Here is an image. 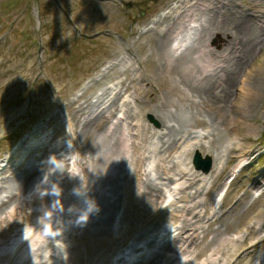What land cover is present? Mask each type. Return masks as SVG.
<instances>
[{
    "label": "rangeland",
    "instance_id": "obj_1",
    "mask_svg": "<svg viewBox=\"0 0 264 264\" xmlns=\"http://www.w3.org/2000/svg\"><path fill=\"white\" fill-rule=\"evenodd\" d=\"M59 1L67 8L74 18L78 28L81 29L83 33L90 34L103 29L111 33L110 37L103 38L101 36L94 40H90L89 38L84 39L78 36L75 37L57 12L54 0H0V34L4 33L6 35L0 44V108L3 109L0 111V129L7 127V131L4 133L1 134L0 131L2 137H0V160L3 159L18 137L29 135L31 133L30 131L35 128L42 119L47 118L49 113L54 111L55 101L67 104L71 98H75V95L81 89L79 85H82L84 79L87 80L93 73L99 70V67L103 65L105 61L114 59L117 55H120V53H122L121 57H123L124 54L128 59L129 57H132L133 59L143 58V64H140L141 66L139 69L136 68L137 74L138 72H144L146 77L152 79L156 95L158 91L162 98V101L160 102L163 103V106L167 111L175 113V105L177 104L178 99H180V104L188 108V110L182 113L184 117H188L192 111H195V109H199V112H201L199 116L196 115L197 120L192 122L191 127L195 126L198 120H202V122L195 128L213 127L214 124H211V122L215 123V126L219 125L218 122L222 117L218 116L208 108L202 110L201 104H199V106L195 105L194 99H196V97L194 94H192L194 95V98H192L191 101V99H188V97L186 98L181 95L179 91L173 89L168 83L170 76L166 70H164L165 72H158L156 78L152 77L154 72V62L150 52V44L156 37L151 36L152 39L148 42L150 34L138 37V26L134 27L135 25H144L148 22L150 17L154 16L162 9H168L171 2L178 0H170L169 4H165V2L169 0H111L110 2H98L93 0ZM234 1L244 3L246 6L245 9L251 13H256V10H254L250 4L252 0ZM127 3H132L131 8L126 7ZM38 20L41 22L40 27L37 23ZM157 29L160 31L159 28ZM36 32H39L45 41V48L42 52L41 67L35 65L34 55H32L33 41ZM220 40L221 36L218 34L214 35L210 42L211 46L217 51H220L223 48ZM165 50L167 58H170L169 53L172 54L170 48L168 49L166 46ZM186 54L187 52L185 54H177L175 58H179L182 55L185 56ZM188 55H190V53H188ZM196 55L193 54L192 57H195ZM178 62H173V64H177ZM110 72L112 73V76L106 81H109L114 77L125 80L126 77L130 78L131 76L128 73L126 76L118 74V67H113ZM134 73H136V71ZM145 76L143 77L145 78ZM254 83V81L247 83L250 88V93L247 97L242 99V106H240L244 109L248 108V105L251 104L253 111L250 113L248 112V115L244 117L243 121L244 132L248 134L250 138L249 145L255 149L260 142L264 144V116L262 115V112L264 111V86L261 85L259 88L260 93L257 94L256 89L258 88H255L256 86ZM108 85L107 82H104L103 84L92 83L90 90L85 94L86 100L83 102L84 108L80 114L84 112H87V114L90 113L91 100H93L99 92H108V90H106ZM238 86L239 83L233 89V96L231 98H226L225 102L228 103L233 100L234 97L239 98L242 96V92L238 89ZM251 94L254 95L253 98L251 97ZM257 95L260 96V98L257 99ZM152 97L153 96L149 94L146 96L144 108L151 107L155 104V101L150 102ZM238 98L236 99V102ZM219 106L222 108L224 105L220 104ZM75 107L76 106H74L72 110H74ZM226 112L227 108H225V115L223 114V121H225ZM149 117L152 118L151 125L154 128H157V124L160 125L159 121L151 114L145 115L147 121ZM56 122L57 116H54L49 123V127H52L57 136L60 134L61 127L56 128ZM41 130L43 131V129ZM178 137L179 136H177V138ZM78 140L83 163L87 154L85 153L81 139L79 138ZM213 140L215 143L216 137H213ZM148 145L153 146V148L156 149V151L154 150L151 154V160L154 161L155 158L157 159V156H155L156 152L160 150L162 144L159 143L157 138H153ZM46 150V148L42 149L39 154H44ZM204 151L206 150L200 149V152L203 155L207 153V151L205 153ZM173 152H175V150L168 153V156ZM212 152L213 150L210 153L212 154ZM34 159L36 158L27 157L26 160L29 164L26 163L24 167H19L16 170V173L20 172L22 169L25 170L28 168ZM221 162L220 164L218 163V168L221 167ZM229 167L230 165L228 168ZM82 168H84V170L86 169L84 165ZM228 168L224 171V174L222 175L223 177L228 175ZM260 169L261 168L255 165L252 168V176L258 174ZM211 172L216 175V172L218 171L212 170ZM156 174L157 172H154V176L151 175L153 184L159 183L157 178L163 176L162 172ZM63 177L64 175L62 174L56 180L55 184L37 200V207H41L45 204L48 205V202L52 200L54 194L58 190L67 189V191H71L73 187L77 185L76 182L69 180L64 181ZM247 181H250V179L246 178L245 181H240L238 184ZM216 191L217 190L214 192ZM124 192L125 191L121 192L120 202L123 199ZM208 201L211 202V198ZM154 207L155 206H153L149 212L152 211ZM241 210L242 209L238 206L234 210V215L231 217L228 215L219 224L213 226L220 230L221 233L218 235L219 237L224 238L228 236L247 214L250 215L253 212L252 209L245 213L242 218H239ZM59 213L61 214V212ZM144 215L145 213H143L142 216ZM49 219L50 224L56 222V210L54 215ZM75 219L77 220L81 218ZM231 219H234V221L227 225ZM24 222L28 225L32 224L33 217L28 215L24 218ZM54 226H56V224H54ZM64 226L66 228L64 230H72L73 223L72 221L69 222L68 220H65ZM150 228H153V226ZM260 228L262 229V233L259 231V236L264 239V226ZM51 233H53V231H42L41 234L47 235L46 239H49V234ZM218 236L216 238H218ZM210 237L212 238L213 234H211ZM35 239L39 240L40 238L36 236ZM261 243H264V241ZM261 243H258V246H260ZM30 248L32 247L30 246ZM53 251L51 249H45L40 252V254L43 256L49 254L56 255V247L53 248ZM80 258H84L83 253H81Z\"/></svg>",
    "mask_w": 264,
    "mask_h": 264
},
{
    "label": "bare ground",
    "instance_id": "obj_2",
    "mask_svg": "<svg viewBox=\"0 0 264 264\" xmlns=\"http://www.w3.org/2000/svg\"><path fill=\"white\" fill-rule=\"evenodd\" d=\"M192 1L194 0L186 1L185 4ZM197 1V6L193 7L192 11H187L189 9L186 5H183L180 8L182 3L180 1L179 8L175 11L178 12L182 10L179 17L176 18L170 13L168 22L163 23L165 27L164 32H167V34H163V36L157 34L156 39L150 44V52L153 57L155 68L153 75L157 77L158 72L166 70L170 76L168 83L173 89L179 91L181 95L186 98L188 97L191 101L195 95L196 99H194V104L197 106L201 104L202 110L208 108L213 111L214 108L218 113L223 115L224 108L219 109L218 105L224 104L226 98H231L233 96V89L238 83L239 76L246 73V68L249 66L250 61L254 57H259L260 54H264V36L257 31L255 21L245 15L244 12L236 10L235 7H230L228 10H220L217 5L218 0ZM223 1L228 0H221V3ZM202 10L212 11L214 15L218 14V16L212 20L213 23L209 20L201 27V31H197L198 37L196 39V44L198 45L189 51L190 55L187 53L184 57L177 60H173L171 57L167 58L165 47L169 46L172 36L180 28L185 27V19L187 18H191L190 23H196L197 29H199L198 27L200 26L199 23L201 22V19L197 18L198 14L196 12H201ZM218 33L223 38L221 41L224 45L223 51H214L205 46L203 42L201 43L200 40L204 41L205 38H211L214 34ZM231 40L237 41L239 46H231ZM181 46L182 45H179L178 49ZM193 53H198V55L192 58ZM221 59L224 61V65H221L220 71L215 72V69L212 71L213 75H205V70L220 64L218 61ZM257 61L259 71H254L255 75L252 74L248 79L250 82H255V88H258L256 89V93L259 94V88L261 85L264 86V61L261 58ZM173 62L178 63L173 64ZM133 64L134 63H131V65ZM130 69L131 68L126 69L121 67L120 72L128 73ZM219 82H222V84L219 85ZM117 88L118 87H116V89ZM249 93L250 88L247 84L243 87L241 100L236 108H240L239 106L242 104V99L247 97ZM251 97L253 98L254 95L251 94ZM258 98H260V96L257 95V99ZM180 103L181 100L178 99V102L175 105V113L167 111L162 106V103L159 106L157 105L154 109L146 111L153 114L159 121L161 124L160 131H167L166 134L158 137L162 147H160V151L156 153V155L159 157V162H163L168 166L170 165V161L168 160V157L165 158V161L163 160V153H167V151L177 146L179 143V140L176 139L177 135L181 140L185 138V134H189L190 129H193V127H191L192 122L197 120L196 115L199 116L201 114L199 109H195V111H192L188 117H184L182 113L188 110V108ZM83 108L84 107H82V109ZM81 111L82 110L79 106L77 108V113L80 114ZM252 111V108L249 109V113ZM107 113V115L101 117L100 121L87 122L81 130L82 133L80 132V138L84 145L85 153L87 154V157L83 162L90 178L87 188L84 189V191L77 190L69 195L63 194L62 191L64 189L58 190L48 206L38 207V211L34 214V217H41L42 222L38 226L35 225L34 228H32V236L37 234V232L44 227L46 219L50 218V215H52L55 210L56 212L59 210L63 211V217L73 223L72 231L69 234V241L72 243V250L75 252L79 264H97L98 262H106L104 258L106 252H104L103 255L101 253L97 254L96 251L100 246L106 244V241L104 240L105 238L108 239L107 242L110 241L109 226L111 223V217L113 216L115 206H117V199L120 197V186L127 182V174L124 175L125 165L127 166L128 158H130L131 164L137 170L143 157H147V154L150 152L146 146H138L134 148V155L128 156L125 144L122 142L117 128L115 126L107 127V123L110 122V119L112 118L110 109ZM262 115L264 116V111L262 112ZM137 116L140 118L139 115ZM244 117H246V115ZM170 122H173L176 125L172 128L169 126ZM213 124L215 126V123ZM73 125L75 126V124ZM220 125L221 124L212 127V130L215 132L216 142L214 145H211L209 149L211 151L213 150V169L218 167L217 164H220L221 160H223L221 168L222 170H225L230 163V161L226 159V153H229L232 150V145L227 138L228 131L226 132L224 127L223 129H220ZM143 127L144 140L147 139L148 136L155 137L158 133V131L147 122L143 124ZM240 127L242 129V123ZM234 148L235 144L233 143V150ZM195 150L198 151L199 148H196L195 146L193 151ZM191 154L192 153H189L188 156ZM5 160H3L4 163H6ZM46 169L47 167L34 169L32 165H30L28 168L25 170L22 169L17 174L13 173V178L4 182L2 186L3 190H0V194H2L0 196V208H4L5 210H0V219L2 218V215L9 214L7 212L10 207L9 205L12 204L18 195L33 192L36 186L44 180V177H50L49 173L44 172ZM82 171H84V169ZM63 180L65 181L64 178ZM215 184L216 181H213L211 190ZM154 188L146 185L144 192L141 193V200L143 203L142 212L150 210L152 206L157 204L160 200V192L158 189ZM197 192L198 191L196 190L192 195L186 193L187 200L189 196L192 198L191 201H188V204L192 205V203L195 202V199L198 196ZM57 197L59 198L56 199ZM69 201H71L70 204H68ZM89 201L95 203L97 210L89 213L87 219L83 220V212L86 210ZM196 204H198V202L193 205ZM201 206L205 207L206 202L201 203ZM242 207L244 208V206ZM75 218L81 219L76 220ZM262 220H264V217ZM233 221L234 219H231L227 225L231 224ZM54 224H56V222ZM157 224L150 232L148 231L144 236H140L139 239H144L146 244L149 245L146 238H149L150 234L157 230ZM52 227L56 230L61 228L59 224H56V226L51 224L48 225V229ZM213 232L218 236L220 230L217 229ZM62 236L64 237L63 232ZM213 237L215 240V236ZM190 252L191 250H188V253ZM30 253V258L25 263L23 262L21 264H33L31 259L37 257V252L31 251ZM81 253L84 254V259H80ZM155 255L156 254L150 256L148 260L142 264H154L156 258ZM189 257H194L196 259L198 254H194L193 256L189 255ZM230 262L231 260L228 261V263ZM39 264H46V262H40Z\"/></svg>",
    "mask_w": 264,
    "mask_h": 264
},
{
    "label": "clouds",
    "instance_id": "obj_3",
    "mask_svg": "<svg viewBox=\"0 0 264 264\" xmlns=\"http://www.w3.org/2000/svg\"><path fill=\"white\" fill-rule=\"evenodd\" d=\"M0 131L3 132V129H0ZM3 133H4V132H3ZM94 210H97L96 207H95V203L89 201L88 204H87V208H86V210L83 212V217H84L83 220H86L88 214L91 213V212H93ZM82 222H83V221H82Z\"/></svg>",
    "mask_w": 264,
    "mask_h": 264
}]
</instances>
